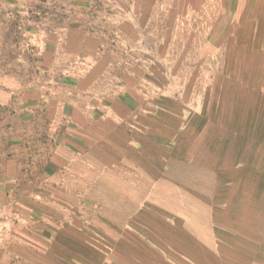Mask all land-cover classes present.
<instances>
[{
	"label": "crops",
	"instance_id": "1",
	"mask_svg": "<svg viewBox=\"0 0 264 264\" xmlns=\"http://www.w3.org/2000/svg\"><path fill=\"white\" fill-rule=\"evenodd\" d=\"M258 7L197 50L215 62L195 107L159 103L135 70L103 91L98 38L30 18L23 75L0 77V264H264Z\"/></svg>",
	"mask_w": 264,
	"mask_h": 264
},
{
	"label": "rangeland",
	"instance_id": "2",
	"mask_svg": "<svg viewBox=\"0 0 264 264\" xmlns=\"http://www.w3.org/2000/svg\"><path fill=\"white\" fill-rule=\"evenodd\" d=\"M251 1L254 8L263 6V0H82L87 5L74 9L71 0H0V77L23 75L16 60L30 18H59L60 22L49 24L55 27L68 26L70 18H77L79 22L73 25L87 29L101 42V55L95 61L106 66L100 72L103 91H111L121 79L134 78L132 73L137 72L142 89L147 94L152 90L151 95L155 90L159 103L169 105L166 94L184 95L195 107L204 89L198 75H208L203 69L215 62L207 49L202 59L197 50L213 36L220 18L245 14ZM144 80H151L152 85ZM158 236L165 237V233Z\"/></svg>",
	"mask_w": 264,
	"mask_h": 264
}]
</instances>
